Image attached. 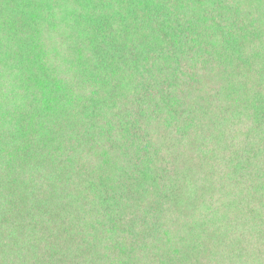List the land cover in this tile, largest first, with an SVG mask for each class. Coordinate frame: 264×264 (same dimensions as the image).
<instances>
[{
	"label": "trees",
	"instance_id": "trees-1",
	"mask_svg": "<svg viewBox=\"0 0 264 264\" xmlns=\"http://www.w3.org/2000/svg\"><path fill=\"white\" fill-rule=\"evenodd\" d=\"M0 264H264V0H0Z\"/></svg>",
	"mask_w": 264,
	"mask_h": 264
}]
</instances>
